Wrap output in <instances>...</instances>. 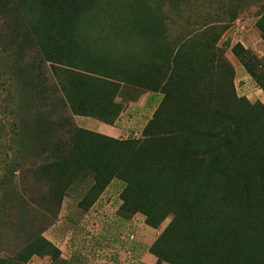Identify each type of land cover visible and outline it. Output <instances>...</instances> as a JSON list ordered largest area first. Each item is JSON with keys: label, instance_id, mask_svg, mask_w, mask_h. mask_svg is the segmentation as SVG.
<instances>
[{"label": "rangeland", "instance_id": "rangeland-1", "mask_svg": "<svg viewBox=\"0 0 264 264\" xmlns=\"http://www.w3.org/2000/svg\"><path fill=\"white\" fill-rule=\"evenodd\" d=\"M35 2L26 3L27 28L20 31L30 33L20 39L0 13V83L10 76L15 82L10 95L0 85V127L11 129L18 113L25 128L21 136L0 142V259L121 264L131 251L139 264H170L148 263L143 256L172 217L157 229L146 224L136 228L145 218L139 214L128 223L135 225L130 229L117 215L119 182L107 190L96 183L93 171L77 168L76 158L88 152L82 143L90 148L91 139L79 141L77 150H51L56 144L67 147L70 123L100 134L91 127L107 119L124 127L119 141L144 139L165 98L161 88L156 90L158 83L197 55L193 45L183 44H192L198 32L201 47L211 40L233 65L238 96L264 104V0H66L61 20L52 11L39 18ZM55 22L60 27L48 41L47 31ZM210 26L218 28L217 38L207 34ZM39 40L51 44L59 63L42 58ZM22 76L46 78L45 93L25 85L18 89ZM38 109L40 119L33 117ZM131 234L135 238L129 241ZM35 240L52 244L58 256L29 252L36 248Z\"/></svg>", "mask_w": 264, "mask_h": 264}, {"label": "trees", "instance_id": "trees-1", "mask_svg": "<svg viewBox=\"0 0 264 264\" xmlns=\"http://www.w3.org/2000/svg\"><path fill=\"white\" fill-rule=\"evenodd\" d=\"M35 1L34 10L41 8L39 18L52 11L51 16L58 13L57 19H62L66 0ZM26 3L30 0H0L5 24L10 28L12 22L19 33L16 39L30 33L20 31L27 28L23 25ZM56 26L60 27L59 22L47 31L48 41ZM213 26L207 28V34L217 38L220 33L215 34L218 28ZM260 28L264 32V21ZM165 29L170 33L169 23ZM199 33L192 44H183L193 45L197 55L158 83L156 90L161 88L165 98L146 126L144 139L119 141L70 123L67 147L56 144L51 152L61 154L73 146L77 150L79 141L91 139L90 148L82 143L88 152L76 158L77 168L93 171L96 183L107 190L115 180L119 182L120 217L142 214L146 224L155 229L172 217L150 247L158 263L264 264V104L238 96L233 65L211 40L201 47ZM36 45L45 61L59 63L50 52L51 44L39 40ZM177 61L175 57L174 63ZM10 77L0 83L9 95L14 91L10 87H15ZM20 79L16 81L18 89L25 85L45 93L46 78ZM64 90L67 92L66 87ZM42 114L38 109L33 117L40 119ZM13 121L11 129L0 127L1 144L4 137L11 141L24 132L18 113ZM103 122L114 125L107 119ZM68 159L60 160L67 165ZM34 243L36 248L30 247L29 252L59 254L49 242ZM0 264L15 263L0 259Z\"/></svg>", "mask_w": 264, "mask_h": 264}, {"label": "crops", "instance_id": "crops-1", "mask_svg": "<svg viewBox=\"0 0 264 264\" xmlns=\"http://www.w3.org/2000/svg\"><path fill=\"white\" fill-rule=\"evenodd\" d=\"M93 130H95V131H98V132H100V133H102V134H104V135H107V136H110V137H113V138H119L121 135H122V133H123V126H121V124L120 125H118V124H114V125H109V124H107V123H104V122H97V123H94L93 125H92V127H91ZM139 214H136V215H134V216H131V217H126V218H124V217H121V219H122V221H124V223L126 222L127 223V226H130V229H132V227L133 228H135V225L133 224V226L131 225V224H128L129 222H131V220L133 219L134 220V218H136L137 216H138ZM138 222H140V221H138ZM141 222H143V223H138L137 225H136V228L139 226V227H142V224H146V222H145V218H143L142 220H141ZM146 226H148L147 224H146ZM148 228H151L150 226H148ZM154 229V228H153ZM157 238L158 237H156V239H155V241L157 240ZM155 241H154V243H155ZM153 243V244H154ZM152 244V245H153ZM152 245H150V247L152 246ZM150 247L148 248V253H146V255H144L143 257L146 259V261L148 262V263H150V262H156V263H158V259H157V257L150 251ZM146 256V257H145Z\"/></svg>", "mask_w": 264, "mask_h": 264}, {"label": "built area", "instance_id": "built-area-1", "mask_svg": "<svg viewBox=\"0 0 264 264\" xmlns=\"http://www.w3.org/2000/svg\"><path fill=\"white\" fill-rule=\"evenodd\" d=\"M109 197H111V195H109ZM119 201L120 202H119L118 209H117V215H118L119 207H120V205L122 203L121 199ZM134 238H135L134 234H131L128 237L129 241L130 240H134ZM138 261H139L138 257L137 256L135 257L134 254L131 251H129L127 253V255H126V260H124L123 262H121V264H139Z\"/></svg>", "mask_w": 264, "mask_h": 264}]
</instances>
